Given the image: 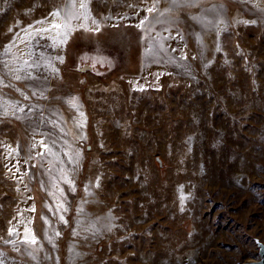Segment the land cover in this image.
<instances>
[{
    "label": "rangeland",
    "instance_id": "obj_1",
    "mask_svg": "<svg viewBox=\"0 0 264 264\" xmlns=\"http://www.w3.org/2000/svg\"><path fill=\"white\" fill-rule=\"evenodd\" d=\"M259 242L264 0H0V264H238Z\"/></svg>",
    "mask_w": 264,
    "mask_h": 264
},
{
    "label": "bare ground",
    "instance_id": "obj_2",
    "mask_svg": "<svg viewBox=\"0 0 264 264\" xmlns=\"http://www.w3.org/2000/svg\"><path fill=\"white\" fill-rule=\"evenodd\" d=\"M82 16H85V14L81 15V19L77 20V23H75L74 20H72V18L67 19V21H70L71 24H73L74 26H80V25H88L89 27L93 26V21L90 20V18H82ZM70 17V16H69ZM58 18V17H57ZM56 18L55 16L51 15L49 16V18L43 19V20H39L36 21V23L32 24L30 27H28V29L26 30V33L28 32H34V31H39V30H43V29H49L52 28V26L54 24H58L57 21H55ZM59 20V19H58ZM43 22V23H41ZM63 22V21H62ZM74 22V23H73ZM61 25V24H60ZM58 35V34H57ZM53 37V36H52ZM27 232V231H26ZM29 234V233H28Z\"/></svg>",
    "mask_w": 264,
    "mask_h": 264
},
{
    "label": "snow or ice",
    "instance_id": "obj_3",
    "mask_svg": "<svg viewBox=\"0 0 264 264\" xmlns=\"http://www.w3.org/2000/svg\"><path fill=\"white\" fill-rule=\"evenodd\" d=\"M81 7L83 8V7H85V5L84 4H81ZM153 9L152 8H150V9H148V11L149 12H151ZM60 15V13L59 12H55V13H53V16H59ZM67 18V17H66ZM41 23H43V22H41ZM93 23L95 24L96 22L95 21H93ZM54 29H60L61 28V25L60 24H54L53 26H52ZM63 28H64V32H63V35L66 37L67 36V34H68V31H70V24L69 23H66L64 26H63ZM96 28H97V30H99V25L97 24L96 25ZM46 31L48 30V29H45ZM63 42V41H62ZM17 78H19V77H17ZM10 234H12V230H10ZM25 240L26 241H28V237L26 236L25 237ZM28 242H30V243H36V241H35V238H32L30 241H28Z\"/></svg>",
    "mask_w": 264,
    "mask_h": 264
},
{
    "label": "water",
    "instance_id": "obj_4",
    "mask_svg": "<svg viewBox=\"0 0 264 264\" xmlns=\"http://www.w3.org/2000/svg\"><path fill=\"white\" fill-rule=\"evenodd\" d=\"M258 246L260 258H258L257 260L252 259L251 261L240 262L238 264H264V243L259 242Z\"/></svg>",
    "mask_w": 264,
    "mask_h": 264
}]
</instances>
